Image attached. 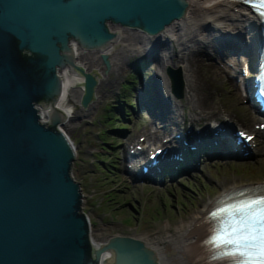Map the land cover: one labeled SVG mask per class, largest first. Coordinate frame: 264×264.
I'll return each mask as SVG.
<instances>
[{"label": "water", "instance_id": "water-1", "mask_svg": "<svg viewBox=\"0 0 264 264\" xmlns=\"http://www.w3.org/2000/svg\"><path fill=\"white\" fill-rule=\"evenodd\" d=\"M187 0H0V264H166L142 236L112 232L91 241L75 145L61 126L58 70L82 73L81 103L95 97L98 69L78 59L81 46L104 51L119 35L108 21L163 29ZM182 90L181 70L168 66Z\"/></svg>", "mask_w": 264, "mask_h": 264}, {"label": "rangeland", "instance_id": "rangeland-1", "mask_svg": "<svg viewBox=\"0 0 264 264\" xmlns=\"http://www.w3.org/2000/svg\"><path fill=\"white\" fill-rule=\"evenodd\" d=\"M123 32L121 43L118 42L111 56L113 65L108 69H104L105 64L95 51L88 50L81 53L82 61L99 70L97 96L87 106L82 105L80 101H76L78 86H74L68 96L70 104L74 106V114L62 124L76 145L72 172L82 185L83 208L89 214L95 241L116 231L148 236L150 239L156 235L161 236L172 231L179 221L188 218L202 201L220 193L224 185L233 184V181L264 179L263 147L259 149L260 152L250 157L228 158L224 162L226 164L223 161H204L200 169H193L190 174L179 175L160 184L128 179V175L122 169L123 153H126L127 142L135 139L136 132L142 131L141 129L148 124L150 115L143 108L139 117L130 113L131 117L128 121L121 118L119 111L116 112L117 116H113L115 111L113 112L111 106L117 103V99L125 102L130 99L135 102V87L139 81L136 79L135 84L128 90L122 85V82L129 79V73L133 71L129 61L144 55L146 48L149 50L151 47H156L160 39L142 36L131 27L125 28ZM166 38L169 40L167 35ZM137 43H141V48L136 47ZM208 44V42L204 44L205 53L211 47V44ZM159 47L157 46L158 52L155 59L143 68L146 79H154L155 71L162 73L160 57L163 49ZM178 55L169 57L168 61L171 63L174 61L176 66L177 64L185 66V60ZM216 57L219 59L220 56ZM206 59L204 58V61L219 65V61L216 62L212 57L210 60ZM227 76H229L228 73L223 71L216 89L212 87L214 95L211 93L210 97H214L210 106H215L217 109L221 107L232 109L233 114H237L245 125H250L252 120L261 121L263 117L253 110L245 96H242L241 90L239 93L241 95L237 99L234 96L235 93H230V86L234 88L236 84ZM198 121L204 120L202 118ZM120 123H126L128 127L125 130H117L115 127H118ZM161 130V127L157 129L159 132ZM102 156L105 157L104 161L107 164L98 162L103 158ZM110 162H116L118 166ZM150 187L151 190L148 189Z\"/></svg>", "mask_w": 264, "mask_h": 264}, {"label": "bare ground", "instance_id": "bare-ground-1", "mask_svg": "<svg viewBox=\"0 0 264 264\" xmlns=\"http://www.w3.org/2000/svg\"><path fill=\"white\" fill-rule=\"evenodd\" d=\"M187 1H189L187 5L188 7L184 15L173 18L163 27L164 29L159 30V32H155L154 34H147L145 32L143 33L148 36L155 37L156 39H160V42H157L156 44L157 46H160L159 48L162 47L163 53H168V58L176 57V55L179 54L178 56L185 60V66H180L181 70H183L182 75L184 80V95H181L179 98L172 96L169 91V79L164 77L161 73H159V71H155L156 74L154 83L157 92H159V96L162 97L163 101H165L168 106H170L169 111L173 112L174 115H176V117L180 120H183V118L188 119L189 117L193 121L202 117H207L209 115L217 117L219 114L215 110V106H210L214 97L210 96H212L211 93L213 92L212 87H215L214 89H216L219 78L225 69L213 62L204 61V58H208L204 52V44L208 42L209 44L217 46L219 42L214 37V34H219L223 37V41L227 42L228 39H224V37H226L225 35L228 36L227 30H231L230 32L236 31V34L239 33L248 38L250 33H252L251 22L254 20V14L251 13L247 6L241 5L240 3L233 0H212L210 2L209 0ZM108 24L110 28L117 29L119 33V36H117L115 40L111 41L110 45H107V47L104 48V51L111 58L113 52L116 49L115 47L118 45V42L121 43V33L123 30H125V28L128 27L125 24L123 25L122 23L115 21L113 22L112 20H109ZM137 30L139 31L141 29L137 28ZM166 35L169 37L170 41L168 38H166ZM70 43L75 47V52L77 53V57H79L80 61H82L80 55L83 53V51H95L97 54H99V57L101 56L100 49H94L93 47L86 48L81 46L74 38L70 40ZM150 49H152V47ZM82 62L87 69L91 67L90 65L88 66L85 61ZM172 62V64L176 66V63L174 61ZM110 63V66H112L113 59ZM58 73H60L62 78V90L57 97V104L60 105L66 112V118L63 121L66 123V120L70 119V117L74 114V106L70 104V98L68 96L71 93L72 88L74 86H78V97L76 101H80V94L82 93L84 86L82 81L83 76L82 73L73 71L67 65L60 67ZM236 74V76H230V80L236 82L237 79L235 77L241 75L239 72ZM99 78L100 76L98 79ZM99 81L100 79L97 82L96 88ZM240 82L244 84V88L249 95L250 92L247 89L248 83L246 78H239V85L241 84ZM239 85L236 84L234 88H232L231 85L229 89L230 93H235L234 96L236 99L239 97V95H241L239 94V88H241ZM249 99L251 100V98ZM94 100L95 99L93 98V100L88 103H91ZM215 120L217 121V118ZM61 126L63 127L64 125L61 124ZM257 130L260 131L262 135H264L263 129L257 128ZM212 161H223V163L226 162L225 159L218 158H211V162ZM234 184L224 185L221 187L222 189L220 192L224 191V189H228L229 186H233ZM215 196H211V198H207L206 200L202 201L200 206L194 210L193 213L188 216V218L179 221L178 224H175L172 231L170 230V232H166L161 236L156 235L155 237H151V239L148 236L141 235L149 245L153 246L158 254V259H160L162 263L201 264V259L194 258V251H196L194 245L200 241V238L203 235L202 233L205 229L202 227L199 230V224H201V219L207 212V208L211 206ZM91 241H93L94 245H97L98 243V241L94 240L93 236Z\"/></svg>", "mask_w": 264, "mask_h": 264}, {"label": "snow or ice", "instance_id": "snow-or-ice-1", "mask_svg": "<svg viewBox=\"0 0 264 264\" xmlns=\"http://www.w3.org/2000/svg\"><path fill=\"white\" fill-rule=\"evenodd\" d=\"M257 7L264 13V0H258ZM261 87L264 88V84ZM222 211L238 214L239 219L227 227L222 222L221 226L211 229L206 243L214 252V258L226 264H264V195L250 197Z\"/></svg>", "mask_w": 264, "mask_h": 264}, {"label": "trees", "instance_id": "trees-1", "mask_svg": "<svg viewBox=\"0 0 264 264\" xmlns=\"http://www.w3.org/2000/svg\"><path fill=\"white\" fill-rule=\"evenodd\" d=\"M133 73V72H132ZM130 84V83H129ZM128 111V109H126ZM97 165V164H96ZM98 166V165H97ZM99 167V166H98Z\"/></svg>", "mask_w": 264, "mask_h": 264}]
</instances>
